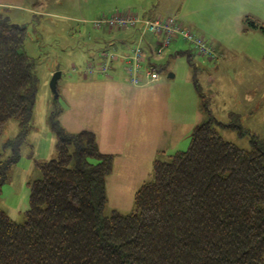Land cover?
I'll return each instance as SVG.
<instances>
[{
	"label": "trees",
	"instance_id": "trees-1",
	"mask_svg": "<svg viewBox=\"0 0 264 264\" xmlns=\"http://www.w3.org/2000/svg\"><path fill=\"white\" fill-rule=\"evenodd\" d=\"M176 23L179 32L160 55L155 51L163 36L147 33L154 47L149 52L147 43L142 49L139 81L129 85L159 81H150L146 73L150 67L161 72L153 58L177 41L193 46L194 53L177 54L197 68L191 56H203L183 39L181 32L189 29ZM250 24L264 32L263 25ZM99 31L106 37L102 44L118 56L109 75L126 56L119 43L138 34L132 29L120 36L126 32L107 26ZM26 38L25 25L0 17V138L8 122L18 123L17 134L0 146V187L33 128L39 79L35 60L24 50ZM200 97L208 120L193 128L186 150L153 161L152 180L135 192L128 214H104L105 180L113 172L114 156L100 151L92 131L70 133L51 116L55 157L37 162L40 177L28 184L25 222L16 223L0 209V264H264V140L253 136L247 150L223 139L219 128L237 127L214 119L205 94Z\"/></svg>",
	"mask_w": 264,
	"mask_h": 264
},
{
	"label": "rangeland",
	"instance_id": "rangeland-1",
	"mask_svg": "<svg viewBox=\"0 0 264 264\" xmlns=\"http://www.w3.org/2000/svg\"><path fill=\"white\" fill-rule=\"evenodd\" d=\"M24 2L34 8V14L13 8L6 9L7 16L0 13L12 23L26 26L24 50L35 60L39 79L32 131L21 148L20 160L0 187V209L16 223L26 220L28 184L40 177L37 162L55 157V137L47 122L51 116L70 133L92 131L101 148L113 153V172L105 180L106 216L130 213L135 192L152 180L153 161L166 160L188 148L193 128L209 118L201 93L209 101L214 119L237 127L219 128L223 139L247 150L253 136L264 140V32L250 24L264 26V0ZM128 9L140 16L149 10L153 15L178 19L220 56L212 59L213 64L195 53L191 56L197 66L194 70L186 56L177 54L182 50L194 53L193 46L177 41L160 58H153L162 66L156 83L141 87H131L125 80L122 83L123 77L114 73L116 63L108 79L80 75L94 55L99 60L102 52H110L100 41L102 33L88 21L96 13L99 19ZM129 36L119 43L129 55L135 45L145 49L149 43V52L154 47L149 34L141 42L136 32ZM57 71L62 75L55 102L49 84ZM17 124L16 120L8 122L0 146L17 134Z\"/></svg>",
	"mask_w": 264,
	"mask_h": 264
},
{
	"label": "built area",
	"instance_id": "built-area-1",
	"mask_svg": "<svg viewBox=\"0 0 264 264\" xmlns=\"http://www.w3.org/2000/svg\"><path fill=\"white\" fill-rule=\"evenodd\" d=\"M95 28L98 30L107 26L110 29H116L117 31H129L136 29L137 34H139V42L142 41L146 33H153L156 35L163 36V39L158 43L155 55H160L162 51L167 47L169 42L173 39V36L179 32V25L174 19L172 20H162L158 19H147L142 18L139 14L128 10L125 13H116L109 17H103L94 23ZM142 28V29H141ZM177 35V34H176ZM181 35L185 41H189L194 44L199 51V53L208 57L211 60L216 57L212 47L202 38H194L193 34L188 31H182ZM118 56L110 52H102L100 54V59L95 60V63L90 62V65H86L83 69V74L85 77L90 78L94 75H107L110 63L116 60ZM145 61V56L143 55V50L140 45H135L130 53L127 60L128 71L130 75V82L138 83V74L141 73L143 69V63ZM150 67V66H147ZM147 77L150 81L159 80V74L155 71L154 67H150L147 71Z\"/></svg>",
	"mask_w": 264,
	"mask_h": 264
},
{
	"label": "crops",
	"instance_id": "crops-1",
	"mask_svg": "<svg viewBox=\"0 0 264 264\" xmlns=\"http://www.w3.org/2000/svg\"><path fill=\"white\" fill-rule=\"evenodd\" d=\"M34 5V4H33ZM7 8H13V9H15V10H22V11H30L31 13H33L34 14V8L33 7H26V5H25V2H24V0H0V13L1 14H3V15H5V16H7L6 15V9ZM128 10H130V11H133V10H131V9H128ZM128 10H124V11H120V13H125V12H127ZM133 12H135V11H133ZM116 14V13H115ZM100 16H101V14H100ZM103 16V15H102ZM144 16H146V17H148V18H170V16H162V15H153V13H151L149 10H148V12L147 13H145V15ZM98 13H96V14H94V19H92L91 21H88V24L89 25H91L95 30H97V31H99L97 28H95V26H94V23L97 21V20H99L98 19ZM171 17H174V16H171ZM10 21V20H9ZM82 21H84V23H86V20H82ZM175 21H179L178 19H175ZM11 22V21H10ZM12 23V22H11ZM91 27V28H92ZM123 35H124V33H123ZM125 35H128V34H126L125 33ZM112 36H114V34H112ZM105 36H104V34H102L101 35V40L102 41H104V42H106L105 41ZM112 39V38H111ZM123 45V44H122ZM125 51V50H124ZM126 51H128V49L126 50ZM125 51V55L126 56H124L120 61L121 62H118V63H116V65H117V68L116 69H118L117 71H115L114 73H117V74H120L122 77V80H121V82L122 83H125V81L127 80V78H128V83L130 84L131 82H130V73H129V71H128V65H127V60H128V57L130 56L127 52ZM95 56V55H94ZM93 56V57H94ZM87 63L88 62H86V65H87ZM85 65V66H86ZM84 66V67H85ZM76 67H74L73 66V69H75ZM115 69V68H114ZM113 69V70H114ZM111 73V72H110ZM109 73V74H110ZM127 74V77H124V75H126ZM80 75H83L84 76V74H83V72L81 71L80 72ZM85 77V76H84ZM94 77H97V79H108V78H110V76L109 75H94V76H92V77H90V79H92V78H94ZM125 80V81H124ZM131 86V85H130ZM131 87H141V86H137V85H134V84H132V86ZM98 146H99V149H100V151L102 152V153H105V154H111V155H113V153H111V152H109V151H106V150H104V149H102L101 148V146H100V144L98 143ZM114 156V155H113ZM114 160H115V157H114Z\"/></svg>",
	"mask_w": 264,
	"mask_h": 264
},
{
	"label": "water",
	"instance_id": "water-1",
	"mask_svg": "<svg viewBox=\"0 0 264 264\" xmlns=\"http://www.w3.org/2000/svg\"><path fill=\"white\" fill-rule=\"evenodd\" d=\"M61 75L62 73L60 71L53 73L49 84L55 102L58 100L57 82L61 78ZM170 76H172V74H170Z\"/></svg>",
	"mask_w": 264,
	"mask_h": 264
}]
</instances>
